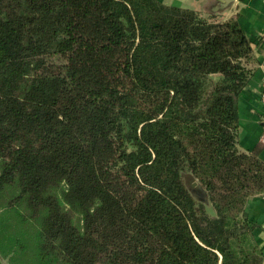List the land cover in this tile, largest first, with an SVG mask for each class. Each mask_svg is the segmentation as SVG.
<instances>
[{
  "label": "trees",
  "instance_id": "obj_1",
  "mask_svg": "<svg viewBox=\"0 0 264 264\" xmlns=\"http://www.w3.org/2000/svg\"><path fill=\"white\" fill-rule=\"evenodd\" d=\"M253 50L209 9L0 0V264H262Z\"/></svg>",
  "mask_w": 264,
  "mask_h": 264
},
{
  "label": "crops",
  "instance_id": "obj_2",
  "mask_svg": "<svg viewBox=\"0 0 264 264\" xmlns=\"http://www.w3.org/2000/svg\"><path fill=\"white\" fill-rule=\"evenodd\" d=\"M164 3L207 9L223 13L225 16H237L247 36L254 46L257 60L256 72L248 86L239 97V146L251 151L261 141L264 131V0H161ZM221 9V10H220ZM259 156L264 161V145ZM250 218L261 226L254 231V236L264 254V194L252 197L246 204ZM262 264H264V259Z\"/></svg>",
  "mask_w": 264,
  "mask_h": 264
},
{
  "label": "water",
  "instance_id": "obj_3",
  "mask_svg": "<svg viewBox=\"0 0 264 264\" xmlns=\"http://www.w3.org/2000/svg\"><path fill=\"white\" fill-rule=\"evenodd\" d=\"M264 125V122H263ZM188 184L191 187V190L196 198L199 200H202L204 202H209L208 200V194L206 189L203 187L202 183L193 175L188 176Z\"/></svg>",
  "mask_w": 264,
  "mask_h": 264
},
{
  "label": "built area",
  "instance_id": "obj_4",
  "mask_svg": "<svg viewBox=\"0 0 264 264\" xmlns=\"http://www.w3.org/2000/svg\"><path fill=\"white\" fill-rule=\"evenodd\" d=\"M262 99L264 101V93L262 94ZM260 142L264 143V131H263V134L261 136V141Z\"/></svg>",
  "mask_w": 264,
  "mask_h": 264
},
{
  "label": "rangeland",
  "instance_id": "obj_5",
  "mask_svg": "<svg viewBox=\"0 0 264 264\" xmlns=\"http://www.w3.org/2000/svg\"><path fill=\"white\" fill-rule=\"evenodd\" d=\"M3 264H9L7 259H2Z\"/></svg>",
  "mask_w": 264,
  "mask_h": 264
}]
</instances>
